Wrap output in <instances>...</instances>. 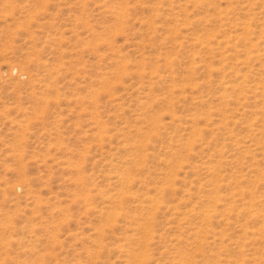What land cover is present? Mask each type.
<instances>
[{
  "label": "rangeland",
  "instance_id": "1",
  "mask_svg": "<svg viewBox=\"0 0 264 264\" xmlns=\"http://www.w3.org/2000/svg\"><path fill=\"white\" fill-rule=\"evenodd\" d=\"M0 264H264V0H0Z\"/></svg>",
  "mask_w": 264,
  "mask_h": 264
},
{
  "label": "bare ground",
  "instance_id": "2",
  "mask_svg": "<svg viewBox=\"0 0 264 264\" xmlns=\"http://www.w3.org/2000/svg\"><path fill=\"white\" fill-rule=\"evenodd\" d=\"M150 198V197H149ZM151 199V198H150ZM153 200V199H152ZM149 201V200H148ZM149 202H152V201H149ZM155 202V201H154Z\"/></svg>",
  "mask_w": 264,
  "mask_h": 264
}]
</instances>
